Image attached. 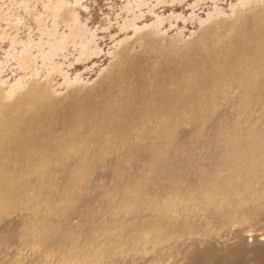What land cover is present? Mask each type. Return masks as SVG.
Wrapping results in <instances>:
<instances>
[{"label":"bare ground","instance_id":"bare-ground-1","mask_svg":"<svg viewBox=\"0 0 264 264\" xmlns=\"http://www.w3.org/2000/svg\"><path fill=\"white\" fill-rule=\"evenodd\" d=\"M41 1L54 2V25L49 29L40 26L41 37L49 41L61 35L58 28L64 25L72 38L57 39L53 54L62 56L66 50H76L80 61L88 59L94 34L66 0H18L17 8L39 22L35 9ZM138 1L126 8L136 12ZM235 11L237 18L242 17L238 7ZM13 15L14 24L25 17ZM8 17L3 16L6 22ZM248 20L238 32L232 30L236 33L229 42L223 41L224 34L217 29L206 34L208 40L205 36L193 41V66H180L178 62L184 60L180 58L170 68L174 76L187 79V87H173L162 77L161 65L147 62L140 53L128 57V67L102 81L105 93L117 101L115 105L90 99V90L76 89L67 108L59 111L57 105L63 100L45 85L33 91L13 90L10 97L26 111L7 115L0 107V152L7 144L18 156L34 158L37 169L34 174L28 172L27 158L12 165L0 157V225L6 222L0 227V249L15 240L22 252L28 253L25 259L16 257L18 252L9 254L10 258L0 256V264H264V44L261 39L254 44L253 57L263 61L260 65L249 68L239 62L245 37L261 23L260 19ZM145 35L141 39L147 50L167 51L169 58L173 57L174 44L163 47L155 30ZM13 46L16 50L15 43ZM31 50L28 43L22 51L16 50L23 67L35 62ZM205 59H209L207 65L202 63ZM195 69L197 76L186 77ZM232 89H238L234 95L241 106L232 110L229 119L223 106ZM123 91L127 108L119 113ZM183 106L191 108L186 122L193 132L178 138L177 129L185 121L176 125L174 116ZM205 110L215 119L213 134L204 128ZM40 113L45 118L56 115L52 117L56 132H62L64 123L73 128L76 136L67 137L68 143L86 142L88 171L76 169L78 156L71 150L67 155L56 147L48 152L34 143L38 129L31 115ZM79 118L109 124L115 131L110 141L118 155L100 141L102 131L95 128L91 137H83ZM57 119L61 123L54 122ZM140 123L144 126L136 130ZM155 137L164 143L158 151ZM135 165L140 171L133 172ZM108 168L121 184L106 185L93 179ZM28 178L37 181L38 189L31 186L25 191L22 182Z\"/></svg>","mask_w":264,"mask_h":264},{"label":"rangeland","instance_id":"rangeland-1","mask_svg":"<svg viewBox=\"0 0 264 264\" xmlns=\"http://www.w3.org/2000/svg\"><path fill=\"white\" fill-rule=\"evenodd\" d=\"M17 1L18 0H0V12L2 15V17H0V107L6 109L7 115L9 113L14 115L16 113L26 111L25 106L22 107L19 102L16 100L13 101V99H15L14 97H10L13 96V90L20 89L26 91L27 89V91H29L28 89H31L33 91L44 88L42 87L44 85L47 86L50 91H52L55 97L63 100L64 103L62 102L61 104L57 105V109L59 111L67 108V104L69 100H71L72 96L74 95L73 92H75L76 89H81L83 91H86V89L90 90V92L88 91L90 93V99H97L104 104L115 105L117 101L105 93L106 86L102 84V81L109 75L111 76L113 74L119 73L120 69L123 67H128V57H133L135 54L137 56L140 55V53V56H144L143 58H146L147 62H155L161 65L162 77L169 79L173 83V87L182 88L183 86H186L187 79H181L174 76V74L171 72V69L172 66L177 63L176 60L180 58H184L183 61L178 62L180 66H184L186 68H191L193 66V63L195 62V52L194 48L191 47V44H193L198 39H206L208 35H211V31H215L214 29H217V32L219 31V33L224 34L223 36L220 34L222 37H224L223 41H226L227 39L226 42H229V38H232L233 35H235L234 33L238 32L236 31L238 27V30H240V26H242L243 22L248 19V21L260 19L259 22L261 23H259V26L255 27L256 30H253L251 36L245 37V49L239 62L249 68L253 65H260L263 62L260 59L254 58L253 52L255 47L254 44L259 41L258 39L263 40L262 43L264 44V36L259 37L261 29L263 28L264 30V27H262L264 25V0L253 1L254 3H251L252 0H66L74 8L76 15H78L77 17L79 21H83L84 24L86 22L85 25L88 26L91 32L94 34L93 37L95 41H93V43L90 45V54L93 56L90 55V57L84 61H80L78 58V51L74 52L76 50H69L70 52L66 50L67 52L65 51L66 53H64L62 56L53 54V48L57 39L59 40L66 35H68L67 40L70 41L72 39L70 37L71 34L68 27L64 25L60 26L58 29L59 31L61 29V35H58V33L56 37H51L52 39L49 41L45 37H41L42 35L40 33V26H44L45 28L49 29L54 25L52 18V8L54 7V2L49 3L48 1H41V3L36 6L35 11L40 15L41 20L36 22L33 20V18L29 17V15L31 16L29 12L23 11L25 13L23 15V12L17 8ZM137 1L140 2V5L139 7L135 8L136 12L132 11V9L126 8L127 4L132 2L136 3ZM237 7L242 16L240 18L236 17L237 13L235 10H237ZM137 8L142 9H139V12H137ZM14 10H19L20 12L17 11L16 14V11ZM13 14H15L16 17L20 16L21 14V16L25 17L24 19L22 18L20 20L21 23H15V25ZM3 16L5 18L8 16L11 17H8L9 21L7 20L6 22V19L3 18ZM224 18L225 22H223ZM218 23L222 24L220 28L216 27L219 25ZM262 23L263 25H260ZM234 26H237V28H234ZM233 29H235L236 32L234 31L232 34ZM153 30L157 32L159 36L158 39L161 40H159V42H161L163 47L168 49L169 45L171 46V44H174V46L172 45L173 47L171 46L175 50V53L173 54L174 58L171 57L170 59V56H168L170 54H168L167 51H164L165 53L163 52L159 54V52L157 53L156 51L147 50V43L146 41H142L143 39L141 38L145 34L147 37L152 33ZM229 30L230 32H228ZM140 31H144L142 35L140 34ZM224 31H227L226 34ZM2 37L4 39H2ZM155 38L156 37H153L154 41L156 40ZM208 39L209 38H207V40ZM13 43H15L16 50L20 51H22V46L24 48L26 43L31 45V56L35 61L33 66L27 68L23 67L20 58L21 54L15 49L14 52ZM122 45H124V47ZM124 49H128V51L126 50V52ZM10 51L15 54L8 56L7 54ZM71 51H73V53ZM208 60L209 59H205V61L202 63L207 65L209 63ZM121 65L122 67H120ZM196 74L197 69L190 72L186 77L194 78L197 76ZM216 75H219V71L216 72ZM34 87H37L38 89ZM236 90L238 89H232L229 93H226L228 101H224L225 105L223 106V109L224 113L226 114L224 116L229 119L232 116V110L241 106L234 95ZM82 94L84 93H81L80 95L82 96ZM3 95H5L4 99L7 97L6 101L2 98ZM119 99L121 100V102H119L120 104L118 103V106L120 105L118 107L120 108L119 113H123L127 108V93L123 91L121 96H119ZM256 102H259V100H256ZM46 103H49V101ZM48 107H50V104H48ZM12 112L15 113L13 114ZM190 112L191 108L183 106L179 113L175 114L174 116L176 125L180 121H185L179 125V128L177 129L180 130L178 138L189 137V135H191L193 132V127L188 126L186 122V120H189ZM204 114L205 118L207 119V127L205 126L204 128L209 129L210 134H213L215 128H213L212 125L215 119H212V116L209 115L208 110H205ZM52 117L55 119L56 115L54 114L49 118H45V114L42 113L38 114L37 116L31 115L32 124H34V127H37L38 129L36 130L38 134L33 140L34 143L40 148L44 147L48 152L53 147H56L61 150V152L65 153V155H67V153L71 150V153L74 155L77 154L78 156V159H76V169L79 171H88L89 166H87L85 163H87L86 155L89 153V147L87 146L86 142L80 143V145L78 142L68 143L66 140L67 137L73 138V135L76 136L73 128L64 123L62 126V132H56L52 123L54 120ZM139 120L143 121L141 118H139ZM61 121V119L60 122L59 119H57L54 122L59 124ZM93 121L94 120L83 121L82 118H79V132H81L83 137L89 138L91 137L92 130L96 128L99 131H102L104 134L100 137V141L114 149L116 146L114 147L110 140L115 136V131H113L111 126L107 123L97 124L95 121V123ZM140 125L142 124L140 123ZM140 125L135 126V129L141 130L144 125ZM17 142L19 141L16 140V143ZM153 143H155L154 147L157 146L155 151L162 149L164 146V143H161L160 140H158V137L154 138ZM114 151L116 152V149H114ZM0 154V157L4 159L5 162H10L12 165L15 164L17 160H21L22 158L29 159L30 167L28 172L31 174L36 173L37 164L35 163L34 158H28L25 155L18 156L10 149H7V144H3L2 152H0ZM116 154L118 155L117 152L115 155ZM108 165L110 166L111 162ZM139 167V165H137V167L136 165L133 166V172L140 171ZM107 170L108 172L105 171L106 173H102V176L99 175L100 177L93 176V179H98L97 181H100L102 184L110 182L112 184H121L123 182L111 172H109L111 169L108 168ZM22 184L27 188L25 191H29L31 186H34L33 189H38V186L36 187L38 184L37 181L31 180L30 178L25 179ZM93 185L95 184L93 183L91 186ZM12 200V203H14V198H12L11 201ZM3 226H6V222H1L0 227ZM6 234L9 235V232ZM6 246L7 247L0 249V256L10 258L11 256L9 254H12L13 252L15 255L17 252L19 253L20 250V255L17 253L16 257L20 256V258L23 257L24 259L25 257H28V253L24 251L23 253L15 240H12ZM13 249H16L17 251Z\"/></svg>","mask_w":264,"mask_h":264}]
</instances>
